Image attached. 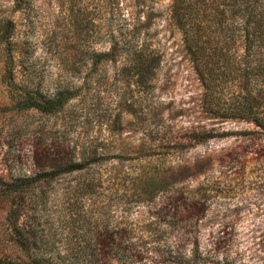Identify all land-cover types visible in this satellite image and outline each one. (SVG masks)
Returning a JSON list of instances; mask_svg holds the SVG:
<instances>
[{
	"label": "rangeland",
	"instance_id": "obj_1",
	"mask_svg": "<svg viewBox=\"0 0 264 264\" xmlns=\"http://www.w3.org/2000/svg\"><path fill=\"white\" fill-rule=\"evenodd\" d=\"M173 1L0 0V34L15 23L13 40L0 39V260L24 256L8 220L19 195L20 224L37 226L47 255L97 253L82 264H264V135L252 122L204 111ZM115 39L160 57L150 82L130 67L122 73L125 55L94 64L89 52L108 51ZM18 87L39 99L72 95L50 113L25 109ZM194 130L212 136L189 142ZM41 151L86 166L49 175ZM186 189L202 198L200 217L175 202Z\"/></svg>",
	"mask_w": 264,
	"mask_h": 264
},
{
	"label": "trees",
	"instance_id": "obj_2",
	"mask_svg": "<svg viewBox=\"0 0 264 264\" xmlns=\"http://www.w3.org/2000/svg\"><path fill=\"white\" fill-rule=\"evenodd\" d=\"M173 3L174 18L203 86L204 111L217 121L237 119L252 122L259 128L253 132L264 135V0H174ZM14 29L15 23L8 20L0 39L13 40ZM124 46V41L115 39L108 51H91L89 56L97 64L117 61L125 55L126 65L122 73L130 67L129 75H138L141 81L150 82L160 64V57L144 43L132 45L127 50ZM13 60L11 53L10 61ZM12 73L13 69L9 74L12 76ZM17 89L23 97L25 109L35 108L50 113L58 111L72 95L69 89H65L53 97L39 99L26 87ZM210 136L206 131L194 130L188 140L200 143ZM44 159L50 160L49 165ZM37 161L52 169L46 173L49 175L57 174L64 165L68 166L67 172L81 171L86 166L75 155L67 159H53L43 151L37 154ZM7 189H10V184ZM186 190L180 192L175 202H185L189 213L200 217L204 213L202 198L196 190ZM11 192L6 193L7 197L10 198ZM18 196L12 195L16 204L9 208L8 220L17 236L13 244L21 248L24 256L0 260V264H82L98 261L97 253L89 258L47 255L46 247L36 239L37 226L27 229L23 223L20 224L21 217L26 213L19 205ZM261 247L264 251V237Z\"/></svg>",
	"mask_w": 264,
	"mask_h": 264
}]
</instances>
